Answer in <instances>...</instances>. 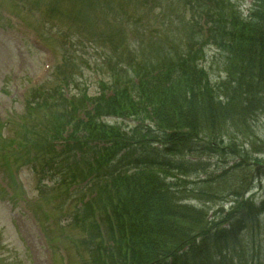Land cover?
<instances>
[{
	"label": "trees",
	"instance_id": "obj_1",
	"mask_svg": "<svg viewBox=\"0 0 264 264\" xmlns=\"http://www.w3.org/2000/svg\"><path fill=\"white\" fill-rule=\"evenodd\" d=\"M211 1L218 4L208 15L211 39L229 60L225 80L211 82L200 65L201 49L191 54L181 45L155 48L147 58L130 57L133 68L114 67L99 97L91 100L84 93L66 100L73 109L50 114L52 128L38 134L39 140L0 154L10 164V157L31 151L51 175L61 173L63 182V158L80 154L74 162L78 177L94 183L96 196L84 204L77 221L93 230L86 243L96 264H264V242L245 239L247 232L264 231V202L246 198L248 182L236 178L215 187H210L214 180L200 182L191 195L177 190L189 175L205 170L197 159L186 158L200 153L199 139L209 140L200 148L217 154L242 140L238 133L250 139L245 136L249 118L264 113V0H254L247 19L230 3ZM195 39L192 33L190 42ZM45 93L47 88H41L36 100ZM79 112L84 120L75 118ZM107 117L117 122L108 123ZM72 121L73 131L64 138ZM125 121L137 124L128 128ZM59 140L66 141L62 153L55 146ZM242 163L232 170H250L249 163ZM253 164L261 169L264 159ZM263 176L257 171L254 178ZM222 192L233 198L227 212L215 202ZM96 211L102 214V234Z\"/></svg>",
	"mask_w": 264,
	"mask_h": 264
},
{
	"label": "rangeland",
	"instance_id": "obj_2",
	"mask_svg": "<svg viewBox=\"0 0 264 264\" xmlns=\"http://www.w3.org/2000/svg\"><path fill=\"white\" fill-rule=\"evenodd\" d=\"M16 1L0 0V129L3 122H11L5 129L7 137H11L14 132H23L21 120L17 116L23 114L25 105L17 98V91L22 88H27L29 91L31 79L39 75L40 69L45 63L44 56L30 43V35L36 36L38 41L53 48L56 52L57 62L62 60V55H67L75 63L74 55H70L71 51H75L79 62L77 72L74 73L75 70L71 71L70 66L63 65L62 71L56 73V76L60 75V79H63L74 73L78 82L74 87H70L68 94H73L81 88L82 91L86 90L89 95H93L98 90V77L103 78L104 75L103 59L100 57V52L88 43V39L97 43L96 34H100L98 27L107 26L106 18L104 15L102 16L103 11L112 10L111 24L124 20L131 24L132 29L138 27L140 33L143 32L145 36H147L146 28L153 25V28L156 27L155 31L159 30V33L155 32V35L163 41L168 40L170 44H178L180 40L182 43L184 42L186 37L183 34L184 25H192L191 19L197 14V9L194 11L187 8L186 2L183 0H112L113 2H105L102 5H92V8L86 7L85 4L79 6L77 0H38V2L37 0H25V3L20 0L19 5ZM232 2L239 5L243 14L247 15L252 0H232ZM45 4L50 7L56 5L57 11L60 10L64 13L63 16L58 12L54 14L49 12V8ZM78 10L81 11V15L76 16ZM30 11L35 14V17L30 15ZM9 12L13 15L8 14ZM84 14L85 16H83ZM106 30L107 28L102 33ZM174 31L176 32L174 33ZM132 36L136 38L139 34L135 32ZM79 40H82L83 45L78 46ZM101 40L105 39L101 37ZM128 43L133 45L134 42L129 38ZM204 64L213 83L218 82L224 74L223 59L215 47L206 48ZM53 74L47 81L45 80L46 86L55 87L59 84ZM44 115L45 109L39 114L40 122L45 123ZM247 125L250 130L248 131L245 127L247 133L245 136L248 135L250 139H244L245 137L238 133L242 140L233 141V145L226 143V148L222 147L224 150L218 151L217 154L205 152L203 150L205 147L200 148L209 140L199 139L197 145L200 153H196L193 157L205 166V170L189 175L186 180L184 179L186 183H179L178 192L191 195V192L199 188L201 183L204 182L205 185L209 180H214L210 187H215L219 176H222L226 171H231L234 165H243L242 161L245 160L250 164V170L245 167L236 168L225 179L239 178L240 181L248 182L251 193L247 196L251 195L258 204L263 203L264 176L262 179L254 177L257 175V171L264 174V165L260 169L253 163L258 157L264 159V113L259 111L253 114ZM218 147L214 146V148ZM258 150L263 152H258ZM18 174L21 178L16 197H10L0 188V230L3 232V241L20 253L19 264H48L45 250L33 227L35 221L32 220L31 214L33 211L45 221V213H51V219L58 222L63 214L60 209L64 197L61 192H58L55 197H59L51 205L47 198L32 204L30 197L31 195L35 196V193L32 189L34 184L30 181L31 173L25 168L20 169ZM4 180L8 181L7 174L4 173L3 168H0V184ZM220 197L215 202L219 205L226 200L225 206L228 210L231 207L229 201L233 198L230 195L227 196L226 192H222ZM220 199L223 200L219 201ZM191 203L196 204L194 201ZM74 210L75 203L72 204L70 212L72 213ZM210 214L212 215L213 211ZM262 224H264V216ZM263 228L264 226H261V229ZM57 230L62 234L60 227ZM63 232L69 235L75 230L66 229ZM247 235V241L252 238L258 242L262 239L264 241V231ZM79 237L81 238V234ZM64 239L68 240L67 237ZM72 251L75 263L79 258L74 248ZM6 263L8 262L6 261Z\"/></svg>",
	"mask_w": 264,
	"mask_h": 264
}]
</instances>
